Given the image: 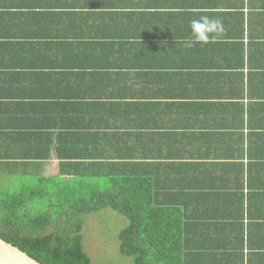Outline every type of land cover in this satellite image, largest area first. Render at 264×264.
<instances>
[{
    "label": "trees",
    "instance_id": "16d2710c",
    "mask_svg": "<svg viewBox=\"0 0 264 264\" xmlns=\"http://www.w3.org/2000/svg\"><path fill=\"white\" fill-rule=\"evenodd\" d=\"M116 1L89 0L90 10L82 14L83 18L85 14L89 18L105 15L103 24L112 26L108 31L112 33L90 35L96 40L89 44L94 47L104 44L110 53L104 57L108 65L95 66L96 70L105 69L106 76L114 72L113 77H106L102 88L107 91L106 100L79 102L75 98L62 111L50 106V113L60 112L62 130L53 137L41 127L39 140L43 147L35 148L39 153L35 157L47 159L55 142L59 175L36 180L27 168L20 175L26 183L22 181L24 191L4 198L0 194V238L41 264H92L83 247V218L110 208L129 222L119 235V243L121 254L131 257L133 264H264V253H259L264 252L260 228L264 214L249 202V195L229 194L231 190L243 192L245 188L259 190L264 200V148L260 152L255 148L259 144L264 146V139L232 152L225 149L219 155L209 149L202 156L175 146L177 138L172 133H152L160 125L158 122L152 125L147 108L162 106L123 99L132 88L120 78L130 68L138 70L141 76L149 66L146 58L149 43L143 30L146 5L142 0ZM173 1L182 14H188L184 4ZM117 15L122 20H117ZM110 16L113 19H106ZM243 32L238 37L222 32L216 40L235 38L236 46V43L225 46L239 47L238 52L243 55ZM251 34L247 36L249 45L256 40ZM250 80H247L248 97L253 86ZM98 97L96 94L94 98ZM233 106L239 103L229 105ZM129 107L138 114L128 117L125 113ZM252 112L258 121L264 120V105ZM176 116L177 122L181 120L182 114ZM148 127H152L151 133H147ZM239 127L242 128V122ZM254 127L251 124L249 129ZM241 130L237 129L238 136L242 135ZM256 133L264 137V131L258 129ZM201 157H212V162L195 164L194 168L191 160ZM214 158L218 163L214 164ZM194 169L207 177L202 182L208 183V188L198 184L200 179H188ZM237 201L239 207H230ZM193 204L198 210L191 209ZM50 229L53 231L48 233ZM259 235L262 240L257 238Z\"/></svg>",
    "mask_w": 264,
    "mask_h": 264
},
{
    "label": "crops",
    "instance_id": "0c3cea01",
    "mask_svg": "<svg viewBox=\"0 0 264 264\" xmlns=\"http://www.w3.org/2000/svg\"><path fill=\"white\" fill-rule=\"evenodd\" d=\"M179 1L186 6L188 14H182L173 0H142L146 5L143 30L149 43L146 47L149 66L141 76L132 68L123 71L122 82L132 88L123 99L161 105L159 109L147 108L152 125L155 122L160 125L152 133H172L177 138L175 146L189 154L203 156L209 149H214V154L219 155L225 149L232 152L239 146L243 148L250 142L263 140L256 130L264 131V120L258 121L252 110L264 105V0ZM88 4L89 0H0L2 190L6 181L23 179L20 175L27 168L36 180L59 175L55 142L50 146L47 159L35 157L39 155L35 148L43 147L39 140L40 128H46L53 137L62 130L60 112L50 113L51 105L62 111L64 105L73 103L75 98L79 102L102 103L101 100H106L107 91L102 88L106 77H113L114 72L110 71L106 76L105 69L96 70L95 66L108 65L104 57L110 53L104 44L95 47L89 44L96 40L90 35L112 33L108 32L112 26L103 24L105 15L89 18L85 14L83 18L82 14L90 10ZM214 4H218V8ZM202 15L219 19L225 34L238 37L244 30V54L238 52L239 47L225 46L231 43L236 46L238 40L235 38L214 39L206 45L186 48L185 41L192 38L187 21ZM122 18L121 15L116 17L119 21ZM251 32L256 40L249 45L247 36L250 37ZM115 49L121 51L118 46ZM177 52L179 55L176 56ZM249 78L253 86L248 97ZM93 88L95 90L91 91ZM257 89H262L263 93H254ZM91 92L94 95H89ZM96 94L99 99L94 98ZM236 102L239 106L229 107ZM168 104L173 106L166 107ZM125 114L134 117L138 113L129 107ZM176 114H182L178 122ZM251 124L255 126L252 130L249 129ZM151 128L148 127L147 133H151ZM237 129H242V135L238 136L240 131ZM255 148L260 152L264 146L259 144ZM6 156L10 157L5 159ZM191 161L194 166L202 165L211 163L212 157ZM215 161L214 158V164L218 163ZM190 178L200 179L199 185L207 179L204 173L195 169ZM203 185L208 188V183ZM231 192L249 195V202L264 214L262 191L245 188L243 192L231 190L229 194ZM194 204L193 210L197 207ZM230 207L236 209L239 201ZM260 228L264 234V224ZM198 238H195L196 242ZM257 238L262 240L263 236Z\"/></svg>",
    "mask_w": 264,
    "mask_h": 264
},
{
    "label": "rangeland",
    "instance_id": "374dc122",
    "mask_svg": "<svg viewBox=\"0 0 264 264\" xmlns=\"http://www.w3.org/2000/svg\"><path fill=\"white\" fill-rule=\"evenodd\" d=\"M22 181L26 184L22 179L6 181L0 194L3 198L10 196L8 194L19 195L25 190V188L21 189ZM100 187L103 188V184ZM44 208L40 207L42 210ZM83 219V247L91 258L92 264H133L131 257L122 255L120 252L119 235L129 224L126 217L107 208L89 214ZM52 231L53 229H50L48 233Z\"/></svg>",
    "mask_w": 264,
    "mask_h": 264
},
{
    "label": "clouds",
    "instance_id": "9594fccd",
    "mask_svg": "<svg viewBox=\"0 0 264 264\" xmlns=\"http://www.w3.org/2000/svg\"><path fill=\"white\" fill-rule=\"evenodd\" d=\"M191 39L185 41L186 48H193L197 44L206 45L218 38L223 31L219 19L202 15L190 21Z\"/></svg>",
    "mask_w": 264,
    "mask_h": 264
},
{
    "label": "water",
    "instance_id": "95a60500",
    "mask_svg": "<svg viewBox=\"0 0 264 264\" xmlns=\"http://www.w3.org/2000/svg\"><path fill=\"white\" fill-rule=\"evenodd\" d=\"M0 264H41L25 252L0 238Z\"/></svg>",
    "mask_w": 264,
    "mask_h": 264
}]
</instances>
